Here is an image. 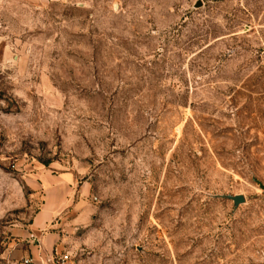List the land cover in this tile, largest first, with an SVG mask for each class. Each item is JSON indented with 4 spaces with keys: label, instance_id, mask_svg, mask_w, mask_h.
<instances>
[{
    "label": "rangeland",
    "instance_id": "1",
    "mask_svg": "<svg viewBox=\"0 0 264 264\" xmlns=\"http://www.w3.org/2000/svg\"><path fill=\"white\" fill-rule=\"evenodd\" d=\"M260 186L264 0H0V263L62 196L64 264H264Z\"/></svg>",
    "mask_w": 264,
    "mask_h": 264
},
{
    "label": "crops",
    "instance_id": "2",
    "mask_svg": "<svg viewBox=\"0 0 264 264\" xmlns=\"http://www.w3.org/2000/svg\"><path fill=\"white\" fill-rule=\"evenodd\" d=\"M36 1V0H31ZM46 179V186H48V190L50 192H61L60 190L69 181L68 178H61L58 176H51L47 175ZM65 202V197H57L55 198L54 202H48L44 209H41L33 218L32 223L30 224V231L32 232L29 234L31 236V245H30V252L26 255V257H30L34 264H49L47 260L54 252H57L56 249L52 250L53 245L57 239V236L54 232H44L41 234H34V232H39L46 226V222L51 219L53 215L56 214L59 207H62ZM14 236L17 238L24 237L23 230L20 228L14 229ZM20 239H17L19 241ZM5 263V262H4ZM3 264V263H0Z\"/></svg>",
    "mask_w": 264,
    "mask_h": 264
},
{
    "label": "built area",
    "instance_id": "3",
    "mask_svg": "<svg viewBox=\"0 0 264 264\" xmlns=\"http://www.w3.org/2000/svg\"><path fill=\"white\" fill-rule=\"evenodd\" d=\"M65 261H66V256L65 255L61 256L57 252L51 254L49 259L47 260L49 264H64ZM3 264H34V263L30 257H24L19 260H13Z\"/></svg>",
    "mask_w": 264,
    "mask_h": 264
},
{
    "label": "water",
    "instance_id": "4",
    "mask_svg": "<svg viewBox=\"0 0 264 264\" xmlns=\"http://www.w3.org/2000/svg\"><path fill=\"white\" fill-rule=\"evenodd\" d=\"M260 187H261V188H264V186H260ZM223 197H225L226 199L231 200L232 203H233V206H234V207H237L238 204L244 202V198H243V196H241V195H234V196H231V195H225V196H223Z\"/></svg>",
    "mask_w": 264,
    "mask_h": 264
}]
</instances>
